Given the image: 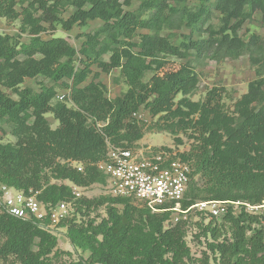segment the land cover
Returning <instances> with one entry per match:
<instances>
[{
    "label": "trees",
    "instance_id": "1",
    "mask_svg": "<svg viewBox=\"0 0 264 264\" xmlns=\"http://www.w3.org/2000/svg\"><path fill=\"white\" fill-rule=\"evenodd\" d=\"M19 1L27 2L26 6L21 5L20 14L15 11ZM184 1L186 0H152L143 3L135 11L120 15L117 11L111 12L117 0H0V17L15 19L21 16L22 23L30 26V34L33 36L19 50L8 47L10 37H0V62H9L19 54L42 56V60L31 72H22L16 76L17 83L36 74L51 77L55 81L63 78L75 80L77 75L71 61L76 51L62 38L42 40L39 34L43 27L35 22L28 9L42 10L45 15L49 14V21L53 22L55 8L60 3H68L75 11L66 20H58L63 29L69 30L75 25L84 26L88 20L99 19L103 22L93 34L87 33L85 36L80 52L89 62L85 63V69L81 72H85L93 63L104 73L120 68L128 84V90L122 97L113 100L99 99L97 106L101 115L98 118L106 122L101 133L95 129L94 123L87 124V119L81 112L63 105L50 106L49 93L36 94L29 89H22L18 92V99L14 100L0 91V120L8 118L26 121L30 112L35 122L41 126L44 123L43 115L51 112L61 125L57 132L45 131L49 137L41 140L36 147V159L31 154L28 156L27 151H14L8 145L0 143V166L4 169L0 183L24 193L37 192L36 198L46 206L66 203L72 198L71 187L51 184L50 178L68 179L76 185L99 181L104 186L106 177L96 166L91 165L99 160L100 152L104 153L102 161L106 158L104 136L113 143L131 135L140 138L137 123L131 118L133 113L140 108L147 109L153 116L166 112L172 107L178 94H187L195 85L196 76L191 69L169 60H161L160 54L180 56L189 50L205 52L212 47L222 46L244 49L257 44L258 37L251 36L244 42L238 37V33L243 23L249 21L255 13L261 15L264 24V0H213L211 6L218 14V24L207 28L203 26L211 19L209 1L203 0L194 8H174L169 5V2ZM165 10H168L167 14ZM143 15L146 17H142ZM173 18H178L189 31L185 40L179 43H172L158 34ZM142 29L153 33L137 34ZM200 30L207 33V39L194 41L191 35ZM100 36L108 42L128 41L133 36H138V44L131 43L130 46L137 47L138 57L149 59L150 65L147 68L152 72L149 79L142 81L137 59H133L127 51H120L122 49L112 47L109 62L90 61L89 50L99 44ZM122 58L124 62L121 61ZM263 87L264 79L251 82L247 94L243 96L244 102L262 99ZM221 101L222 90L211 88L205 94L200 107L201 113L220 114ZM202 128L203 131L207 130L206 126ZM262 131L264 117L251 112L234 130L233 137L239 138V142H249ZM198 144L199 154L195 156L198 170L205 172L209 183L217 187V191L211 194L213 197L228 201L235 197L231 189L256 191L260 185L264 190V153H245L240 156L241 159L228 157L233 152L230 147H211L202 133L199 134ZM115 147L130 148L122 143L115 144ZM56 157L80 162L82 171L76 170L77 165L73 169L60 165L56 162ZM182 159L186 160L184 155ZM38 165L42 169H49L51 177L46 173L40 175L35 170ZM29 170L31 172L28 177L24 176ZM223 188L227 190L223 191ZM185 195L186 191L180 203L182 210L191 207L193 201L198 199L195 194L187 201ZM106 197L112 205L108 207L106 221L100 225V241L95 237L90 240L89 231H83L77 226L75 219L66 218L58 223L61 227L66 225V235L73 248L82 247L84 238L89 244L88 257H78L77 261L70 264H169L166 255H173L175 252L173 246L180 240L177 237V225L180 223L175 225L176 229L164 228V222L171 220L170 213H153L141 202L130 198L107 194ZM263 200L264 193H259L250 201L256 203ZM118 205L122 206L121 210L117 209ZM216 218H220L232 229L231 240L220 241L213 248L220 264H264V229L252 227L260 218L258 214L226 209L222 216ZM137 232L141 235L140 238L137 237ZM211 232L213 239H220V231L216 227ZM56 244V237L39 223L17 219L0 208V260L3 262L11 258L10 264H47V257L56 254ZM184 250L187 257L188 250Z\"/></svg>",
    "mask_w": 264,
    "mask_h": 264
},
{
    "label": "rangeland",
    "instance_id": "2",
    "mask_svg": "<svg viewBox=\"0 0 264 264\" xmlns=\"http://www.w3.org/2000/svg\"><path fill=\"white\" fill-rule=\"evenodd\" d=\"M148 1L152 0H117L111 12L117 11L118 14L122 15L124 12L139 9L143 3ZM202 1L169 2V5L174 8H194L199 6ZM208 1L211 19L203 26L204 28L218 24V14L211 6L213 0ZM22 4L26 6L27 2L21 3L19 1L15 6V11L18 14L21 13ZM28 9L35 22L43 27V31L39 34L42 40L54 37L62 38L74 48L76 53L71 64L77 76L75 80L74 78H63L55 81L51 77L36 74L32 77H26L22 83H17L15 78L19 73L31 72L33 67H36L37 63L42 60V56L39 54L33 56L19 54L9 62H0V91L14 100L18 99V92L22 89H29L36 94L49 93L50 106L63 105L68 109L81 112L86 117L87 124L94 123L95 129L101 133L106 122L100 121L98 118L101 115L97 106L99 99L113 100L122 97L128 90L126 78L121 73L120 68H114L111 72L104 73L93 63L85 72H81L85 69V63L89 62L80 52L82 43L86 40L85 36L87 33L93 34L103 22L99 19L88 20L84 26L75 25L71 29L65 30L58 20H66L75 11V8L68 3H60L55 8L53 12L55 21L53 22L49 21V14L45 15L42 10L29 7ZM165 13L167 14L168 10H165ZM142 17H146V15ZM152 33L144 29L137 32V34ZM158 34L172 43H179L185 40L189 31L178 18H173L169 24L158 31ZM5 36L10 37L8 47L15 50H19L22 45L28 44L33 37L30 34V26L22 23L21 16L15 19L0 17V37ZM251 36L259 38L257 44L244 49L222 46L212 47L205 52L189 50L180 56L160 54L161 60H169L191 69L196 76L195 85L187 94H178L172 107L166 112L153 116L147 109L140 108L137 111L139 118L131 116L140 130V138L137 139L131 135L122 141L113 143L104 136L106 151L109 147L122 143L144 155L154 151L165 152L171 157L181 159L189 166L191 174H189L185 197L188 201L197 194L198 199L193 201V207L191 206L192 208L188 212L177 215L179 217L178 222L169 219L164 222V228L167 229H176L175 225L180 223L177 225L179 232L177 237L180 240H177V244L173 246L175 252L173 255L171 253L166 255L169 264H220L217 258L218 254L213 248L218 242L229 241L232 238V229L228 224L194 205L206 201L225 202L226 209L246 211L247 208L244 204L258 205L264 201L256 203L250 201L259 193H264L260 185L257 186L256 191L231 189V193L235 197L228 201L213 197L211 194L217 191V187L209 183L205 172L198 170V160L195 157L199 154L198 137L200 133L208 140L211 147L217 145L230 147L233 152L228 157L241 159L240 156L245 153H264V131L259 132L249 142H239V138L233 137L234 130L241 125L244 119L248 118L249 113L254 112L256 115L264 117V96L262 99H255V102H250V100L244 102L243 100V96L248 92L249 84L264 79V24L259 13H255L249 21H245L238 33V37L244 42L248 41ZM191 37L194 41L205 40L207 33L200 30L193 33ZM124 41L108 42L100 36L99 44L89 50L90 61L109 62L112 47L117 48V50L122 49L120 51H127L133 59H137L136 64L141 68L142 81L146 82L152 74L151 70L147 68L150 65L149 59L138 57L136 55L137 47L130 46L131 43L138 44L139 37L133 36L131 40ZM121 61L124 62V58ZM214 87L222 90V110L220 114H202L200 107L205 94ZM261 91L264 93V87ZM28 113L29 116L26 121L9 120L8 118L0 120V143L8 145L14 151L17 149L22 152L27 151L28 156L31 154L36 159L37 151L35 149L41 140L49 137L47 133L59 131L61 125L51 112L43 115L44 123L41 126L35 122L34 116H31L30 112ZM204 126L207 127V130L203 131L202 127ZM182 155L187 161L182 159ZM98 156L99 160L91 164L96 168L102 162L104 153L100 152ZM56 162L72 169L75 165H81L80 162L61 157H56ZM10 170L13 171V169ZM35 170L40 175L46 173L51 177L49 169H42L39 166ZM30 172L29 170L23 175L28 177ZM3 173L4 169L0 166V176ZM49 181L51 184L66 185L71 189L73 186L77 187L79 197L72 194L71 200L66 202L68 207L64 219H75L77 226L81 227L83 231H89L90 240L95 237L100 241L102 239L100 225L106 221L108 207L112 205L109 198L106 197L103 184L98 181L92 184L76 185L68 179L55 178H50ZM1 186L4 185L0 183ZM226 190L227 188H223V191ZM117 209L121 210L122 206L118 205ZM255 212L260 218H258L257 223L252 224V227L264 229V211L256 210ZM214 227L220 231L221 237L218 240L213 239L212 236L211 229ZM46 231L57 239L56 254H50L47 257V264H70L77 261L78 257L84 259L88 257L89 244L87 239L84 238L85 242L82 247L73 248L66 235V225L61 227L57 223L51 228H47ZM137 237H141L138 232ZM184 249L188 250L187 257ZM11 260V258L5 262L0 260V264H10Z\"/></svg>",
    "mask_w": 264,
    "mask_h": 264
},
{
    "label": "built area",
    "instance_id": "3",
    "mask_svg": "<svg viewBox=\"0 0 264 264\" xmlns=\"http://www.w3.org/2000/svg\"><path fill=\"white\" fill-rule=\"evenodd\" d=\"M132 117L139 118L135 112ZM97 168L106 177L103 186L107 195L137 200L153 213H170L171 221L178 222V214L188 212L181 208L190 168L179 158L165 152L157 151L142 154L132 148L109 147L104 161ZM82 171L80 165L76 166ZM77 187H72V194L79 197ZM37 193H24L11 187H0V208L7 214L23 220L34 221L44 228H51L66 217L68 204L59 202L46 206L36 198ZM225 202H200L195 207L209 212L214 217L226 212ZM246 212L256 214V210L264 211V201L258 205H245ZM46 226V227H45Z\"/></svg>",
    "mask_w": 264,
    "mask_h": 264
}]
</instances>
